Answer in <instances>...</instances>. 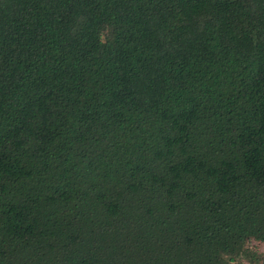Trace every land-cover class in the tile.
Returning a JSON list of instances; mask_svg holds the SVG:
<instances>
[{
  "label": "trees",
  "instance_id": "obj_1",
  "mask_svg": "<svg viewBox=\"0 0 264 264\" xmlns=\"http://www.w3.org/2000/svg\"><path fill=\"white\" fill-rule=\"evenodd\" d=\"M264 0H0V264H264Z\"/></svg>",
  "mask_w": 264,
  "mask_h": 264
},
{
  "label": "rangeland",
  "instance_id": "obj_2",
  "mask_svg": "<svg viewBox=\"0 0 264 264\" xmlns=\"http://www.w3.org/2000/svg\"><path fill=\"white\" fill-rule=\"evenodd\" d=\"M261 251L264 252V244L261 245Z\"/></svg>",
  "mask_w": 264,
  "mask_h": 264
}]
</instances>
